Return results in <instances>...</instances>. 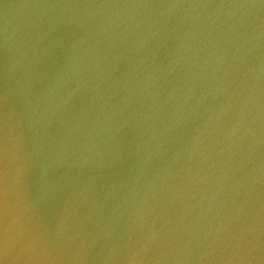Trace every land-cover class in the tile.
Masks as SVG:
<instances>
[{
  "label": "water",
  "instance_id": "95a60500",
  "mask_svg": "<svg viewBox=\"0 0 264 264\" xmlns=\"http://www.w3.org/2000/svg\"><path fill=\"white\" fill-rule=\"evenodd\" d=\"M0 264H264V0H0Z\"/></svg>",
  "mask_w": 264,
  "mask_h": 264
}]
</instances>
